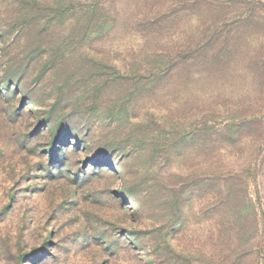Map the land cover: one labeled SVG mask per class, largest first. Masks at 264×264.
Wrapping results in <instances>:
<instances>
[{
  "label": "rangeland",
  "instance_id": "obj_1",
  "mask_svg": "<svg viewBox=\"0 0 264 264\" xmlns=\"http://www.w3.org/2000/svg\"><path fill=\"white\" fill-rule=\"evenodd\" d=\"M109 2L0 0V264H264V0L77 44Z\"/></svg>",
  "mask_w": 264,
  "mask_h": 264
},
{
  "label": "trees",
  "instance_id": "obj_2",
  "mask_svg": "<svg viewBox=\"0 0 264 264\" xmlns=\"http://www.w3.org/2000/svg\"><path fill=\"white\" fill-rule=\"evenodd\" d=\"M125 0H110L105 5L98 3L94 6H88L83 10L82 15H73L67 21L70 30L74 33V38H78L81 42L77 44L92 45L94 47H101L106 41L114 42L118 39L124 42V38H120V34H125L127 37L132 36L131 43L139 49L156 48L157 45H167L165 43L167 34H169V23L176 26V19L174 12L160 9V5H152V2L157 0H141V7L137 12L133 11L132 18L125 24L124 4ZM126 4V2H125ZM157 4V3H156ZM164 4V3H163ZM190 3H186L181 7L187 10ZM127 6V5H126ZM179 7V5L175 6ZM72 12V11H71ZM171 17H169V15ZM64 17V15H62ZM66 26V25H65ZM169 37H173V35ZM169 37H167L169 39ZM128 39L125 40V45L131 44ZM117 45H121L120 43ZM127 46L125 48H127ZM147 52V50H145ZM122 80H126L123 79ZM128 169L127 165H125ZM181 227V216L175 215ZM139 236H141L138 233ZM148 256H153V251H148ZM153 264V261H151Z\"/></svg>",
  "mask_w": 264,
  "mask_h": 264
}]
</instances>
